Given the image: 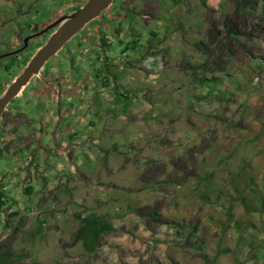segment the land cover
<instances>
[{"label": "rangeland", "instance_id": "rangeland-1", "mask_svg": "<svg viewBox=\"0 0 264 264\" xmlns=\"http://www.w3.org/2000/svg\"><path fill=\"white\" fill-rule=\"evenodd\" d=\"M75 1L0 0V96ZM60 51L0 118V264H264V0H114Z\"/></svg>", "mask_w": 264, "mask_h": 264}, {"label": "water", "instance_id": "water-1", "mask_svg": "<svg viewBox=\"0 0 264 264\" xmlns=\"http://www.w3.org/2000/svg\"><path fill=\"white\" fill-rule=\"evenodd\" d=\"M113 1L88 0L79 10L72 12L70 15L59 19L51 25L55 26L61 22L46 43L32 56L22 73L8 86L6 92L0 97V117L10 101L21 93L34 76L40 74L44 65L88 23L98 18ZM28 40L24 41L25 46Z\"/></svg>", "mask_w": 264, "mask_h": 264}, {"label": "trees", "instance_id": "trees-1", "mask_svg": "<svg viewBox=\"0 0 264 264\" xmlns=\"http://www.w3.org/2000/svg\"><path fill=\"white\" fill-rule=\"evenodd\" d=\"M81 7L82 6L75 7L72 10V12L79 10ZM110 7H111V5L107 9H105L103 12H106ZM38 30H39V27L34 26L32 29V32L38 33ZM226 33L228 35H232L229 30H226ZM135 43L136 42H132L131 45L134 46ZM23 48L24 47L22 46V48L17 50L16 53H20ZM59 54H61V51L59 52ZM59 54L58 55L56 54L55 56H53V58L56 57V59H59V57H58ZM40 76H42L41 78H43L44 75L41 74ZM56 81H59V80L56 78L47 79L46 83L56 82ZM217 81L218 80H216L215 78L208 80V81L203 79V80H200V84L207 83L206 86L209 89L208 94H211L212 90H214V88L217 85ZM126 107L127 106H124V108H126ZM29 190L30 189H27V191H29ZM199 198L202 200H209L208 197L204 196V194H202V193L199 195ZM240 200L242 201V203L245 202V206L247 207V203H246L245 199L243 197H241ZM4 203H5L4 193L2 191H0V210L4 206ZM254 210L264 214V196L261 197L257 207L254 208ZM10 216H14V214L10 215ZM75 220L79 223L78 230L76 232L75 237L78 241H80L82 249L88 255H93L96 253L98 246H99V243H100V239L102 237L115 232L113 225L104 216L97 215L95 213H90V214H87L84 216L77 214V215H75ZM169 225L172 228L181 229L183 231V234L186 237V239H190V238L194 237L196 229H197V225H195V224L194 225H188L184 228L178 222H170ZM228 253H229L228 250H218L215 253V255L213 256L211 262H215L219 256L227 255ZM16 259H19V257H17Z\"/></svg>", "mask_w": 264, "mask_h": 264}, {"label": "crops", "instance_id": "crops-1", "mask_svg": "<svg viewBox=\"0 0 264 264\" xmlns=\"http://www.w3.org/2000/svg\"><path fill=\"white\" fill-rule=\"evenodd\" d=\"M84 1H86V0H76L75 1V4H80V3H83ZM31 31H32V27L31 28H29ZM18 50V47L17 46H15L14 47V49L12 50V51H17ZM76 66H77V63H76ZM75 66V67H76ZM77 69H79V67L77 68ZM75 70H76V68H75ZM61 76L62 75H60L58 78L56 77V79H58L59 81H56V82H49V83H46V86H48L47 88L48 89H50V90H52V89H54V90H56L58 87L62 90L60 93H59V95H68V96H70V100H71V97H73V96H75L77 99H82V96H84V94H85V91H86V83H84V82H82L81 84H80V86H77L76 87V89H77V91L76 92H74L75 91V89H74V87L73 86H75V85H72V87H73V89H71V88H68V87H66V89L65 90H63V87H64V84H65V82L67 83V81H65L64 79H62L61 78ZM46 81H42V83L44 84ZM60 83H62V84H60ZM57 84H59V86H57ZM68 85H70V87H71V84H72V82H68L67 83ZM43 87H45V86H41L40 88L42 89ZM46 89V88H45ZM47 90V89H46ZM55 92V91H54ZM23 94H24V92H23V90H22V92L19 94V96L17 97V98H20V97H22L23 96ZM86 95V94H85ZM78 96H80L81 98H78ZM60 100H61V97L59 98ZM80 101V100H79ZM13 104H15V103H13ZM73 113L74 114V110H73V107L71 106V104H68V110H67V113ZM72 114V115H73ZM30 132V131H29Z\"/></svg>", "mask_w": 264, "mask_h": 264}, {"label": "flooded vegetation", "instance_id": "flooded-vegetation-1", "mask_svg": "<svg viewBox=\"0 0 264 264\" xmlns=\"http://www.w3.org/2000/svg\"><path fill=\"white\" fill-rule=\"evenodd\" d=\"M87 1H88V0L84 1L83 3H80L79 5H80V6H83ZM68 15H69V14H68ZM68 15H64L63 17H66V16H68ZM63 17H62V18H63ZM57 21H58V20H57ZM57 21H56V22H57ZM62 21H63V20H62ZM54 23H55V22H54ZM54 23H53V24H54ZM60 23H61V22H60ZM60 23H59V24H60ZM53 24L48 25V26L46 27L47 30L50 29V26L53 25ZM59 24H58V25H55V26H53V27H54V28H55V27L58 28ZM54 31H55V30H53V31L51 32V34H52ZM39 33H40V32H39V30H38V33H35V36H38ZM51 34H50V35H51ZM25 48H26V46H25ZM25 48H23L22 50H24ZM19 49H21V48H18V50H19ZM22 50H21V51H22ZM59 52H60V51H59ZM59 52H58V53H59ZM58 53H57V54H58ZM14 80H15V79H14ZM21 92H22V91H21ZM18 96H19V95H18ZM18 96H17V97H18ZM0 97H1V96H0ZM15 98H16V97H15ZM13 99H14V98H13ZM13 99L10 101L9 105L12 104V103H14V102H13ZM9 105H8V106H9ZM6 108H7V107H6ZM5 110H6V109H5ZM3 113H4V112H3ZM3 113H2V114H3ZM1 116H2V115H1ZM0 118H1V117H0ZM36 143H37V142H36Z\"/></svg>", "mask_w": 264, "mask_h": 264}]
</instances>
